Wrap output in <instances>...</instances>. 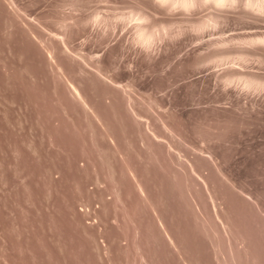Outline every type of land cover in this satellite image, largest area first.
Masks as SVG:
<instances>
[{"label": "rangeland", "instance_id": "1", "mask_svg": "<svg viewBox=\"0 0 264 264\" xmlns=\"http://www.w3.org/2000/svg\"><path fill=\"white\" fill-rule=\"evenodd\" d=\"M0 264H264V0H0Z\"/></svg>", "mask_w": 264, "mask_h": 264}]
</instances>
